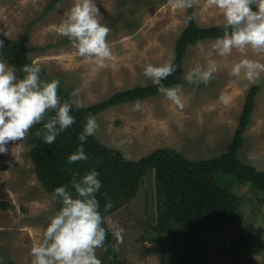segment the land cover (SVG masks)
Wrapping results in <instances>:
<instances>
[{
    "label": "rangeland",
    "instance_id": "1",
    "mask_svg": "<svg viewBox=\"0 0 264 264\" xmlns=\"http://www.w3.org/2000/svg\"><path fill=\"white\" fill-rule=\"evenodd\" d=\"M51 1L0 0V33L17 39L30 28L28 46L42 48L31 54V60L59 78L69 95L74 88L79 89L83 107L117 91L151 83L143 75L145 64L174 60L176 40L187 24L188 8L173 7L169 0H96L101 22L111 29L107 39L115 57L101 69L94 60L77 56L69 40L56 33L55 26L73 0H60L45 13ZM194 6L201 26L224 22L221 10L209 7L207 0H197ZM214 41L205 40L186 50L179 83L183 108L162 93L138 100L142 107L136 111L135 101L110 106L95 116L99 125L96 138L130 160L160 148L176 149L191 160L211 159L227 151L247 93L259 85L239 158L264 171V73L255 83L243 74L239 78L230 75L232 63L242 57L264 63V52L233 49L230 55L219 56L212 48ZM0 58L5 59L1 54ZM210 59L219 67L207 85L189 84L184 79L190 68L197 63L206 65ZM3 155L9 166L0 170V203L7 201L10 206L0 207V264H31L30 249L41 239L49 216L56 212V202L37 177L27 135ZM231 191L241 203L230 220L217 212L224 195L213 197L207 204L201 229L206 256L211 264H264V190L235 184ZM158 211L155 172L150 171L135 196L104 221L112 233L116 225L124 229L123 242L115 237L121 264H179V226L171 228L162 240L150 237L158 223ZM97 255L102 262L103 249H97Z\"/></svg>",
    "mask_w": 264,
    "mask_h": 264
},
{
    "label": "clouds",
    "instance_id": "2",
    "mask_svg": "<svg viewBox=\"0 0 264 264\" xmlns=\"http://www.w3.org/2000/svg\"><path fill=\"white\" fill-rule=\"evenodd\" d=\"M173 7L191 8L197 0H169ZM209 7L221 10L224 17L222 35L217 36L212 48L219 56H228L233 49L244 52H264V0H207ZM96 0H73L72 6L55 26L58 36L69 40L79 57L94 60L103 69L108 61L115 59L107 37L111 31L99 18ZM192 19L191 16L185 18ZM8 37V34L3 32ZM5 47L0 39V49ZM215 59L206 65L197 63L190 68L184 79L193 85H207L218 71ZM23 76H18L15 66L0 58V155L8 154L12 147L24 140L29 129L42 124L35 135L44 144H52L56 137L76 122L72 114L73 105L83 107L78 99L79 89L74 88L70 99L62 100L58 95L60 79H43L42 67L38 61H32L22 67ZM176 70L173 59L162 64L148 62L143 75L157 86V91L165 95L174 105L184 107L182 86L176 84L166 87L162 81ZM264 73V63L257 59L242 57L232 63L230 75L244 78L255 83ZM137 100L133 110H140ZM94 115L86 117L83 129L78 135L80 143L67 157V163L87 160L85 143L94 136L98 128ZM11 146V147H10ZM96 169L76 173L69 183L54 187L52 198L58 200L60 207L49 216L42 231L41 239L34 242L30 249L31 264H102L97 249L107 250L105 239L107 230L103 226V216L97 192L101 189V180ZM104 207L111 208L112 202L104 194ZM124 229L115 226L113 235L123 242Z\"/></svg>",
    "mask_w": 264,
    "mask_h": 264
},
{
    "label": "trees",
    "instance_id": "3",
    "mask_svg": "<svg viewBox=\"0 0 264 264\" xmlns=\"http://www.w3.org/2000/svg\"><path fill=\"white\" fill-rule=\"evenodd\" d=\"M58 1L60 0H52L45 13L51 11ZM188 16L192 19L187 20L186 26L175 43L173 61L176 70L162 81L166 87L182 82L183 61L188 46L205 40H215L217 36L222 35L224 22L212 26H201L196 20L195 6L188 8ZM29 33L30 28L17 39H11L0 33V39L5 41V47L0 49V54L15 66L19 76L24 75L21 70L23 65L32 62L31 54L42 49L28 46ZM41 76L46 80L54 79L44 67H42ZM259 88V85H254L249 89L238 127L227 151L211 159L191 160L176 149L160 148L138 160H130L126 159L120 150L102 144L94 135L89 136L85 143L88 159L72 164L67 163L68 155L74 152L80 143L78 135L83 129L87 116H96L110 106L160 94L157 86L148 83L117 91L107 99L89 106L77 108L73 105L71 111L76 117V122L60 133L52 144H44L42 139L35 135L42 124L33 125L27 134V142L35 172L43 188L52 196L54 187L69 183L74 174L83 175L87 171L96 169L100 174L98 178L102 182L101 189L96 195L104 222L108 215L135 196L142 178L148 172L154 171L159 218L157 225L150 232V237L162 240L171 228L179 226L181 229L179 246L182 250L179 264H211L206 256L207 246L201 239L203 215L209 201L219 194L225 196L219 203L217 212L228 221L241 203V199L231 191L235 184H251L264 190V171L258 170L252 164L244 163L239 158V150L243 146L244 133L249 126ZM58 95L62 100L70 99L69 93L61 84ZM8 166L4 155H0V170H5ZM104 194H107V198L111 200V208L104 207L107 202ZM55 202L58 209L60 203L58 200ZM9 206L10 203L7 201L0 203L3 209ZM103 226L107 230L105 239L107 250H103L102 264H121L118 259L116 238L104 223ZM7 264L16 263L8 261Z\"/></svg>",
    "mask_w": 264,
    "mask_h": 264
}]
</instances>
